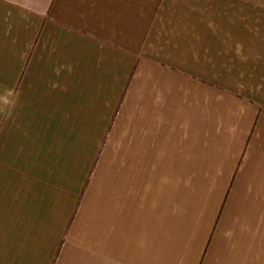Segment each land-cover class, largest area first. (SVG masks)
Masks as SVG:
<instances>
[{
	"label": "crops",
	"instance_id": "0c3cea01",
	"mask_svg": "<svg viewBox=\"0 0 264 264\" xmlns=\"http://www.w3.org/2000/svg\"><path fill=\"white\" fill-rule=\"evenodd\" d=\"M0 264H264V0H0Z\"/></svg>",
	"mask_w": 264,
	"mask_h": 264
}]
</instances>
